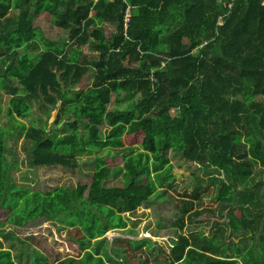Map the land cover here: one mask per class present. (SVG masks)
Here are the masks:
<instances>
[{
	"label": "trees",
	"instance_id": "obj_1",
	"mask_svg": "<svg viewBox=\"0 0 264 264\" xmlns=\"http://www.w3.org/2000/svg\"><path fill=\"white\" fill-rule=\"evenodd\" d=\"M51 5L68 38L30 55L36 15ZM83 47L94 60L82 57ZM0 89L10 95L9 119L59 104L53 123L63 122L60 128L39 116L25 130L33 146L28 166L73 170L83 156H93L94 166L88 186H18L0 133V208L11 213V226H77L89 241L124 229V215L172 179L171 152L226 186L221 205L239 213L237 226L230 219L234 229L260 243L264 262V193L254 181L256 169L264 172V0H0ZM70 112L73 120L64 121ZM139 133L141 150L111 173L100 153H120L122 136ZM119 173L122 185L108 187ZM149 175L154 180L145 182ZM186 202L184 213L192 206ZM176 238L171 264H242L197 236ZM0 264L18 263L0 247ZM34 264L49 262L39 256ZM56 264L106 263L86 252Z\"/></svg>",
	"mask_w": 264,
	"mask_h": 264
},
{
	"label": "rangeland",
	"instance_id": "obj_2",
	"mask_svg": "<svg viewBox=\"0 0 264 264\" xmlns=\"http://www.w3.org/2000/svg\"><path fill=\"white\" fill-rule=\"evenodd\" d=\"M55 11L56 6L54 8L53 5L43 6L38 11L34 22L36 46L35 49L28 50L30 55H38L45 42L60 44L61 39L68 38V33L58 28L54 22ZM15 13L11 10L9 15ZM19 54L22 55V51ZM82 57L90 61L95 59L96 54L83 47ZM82 82L84 87L88 86L86 78ZM9 99L10 95L0 89V133L6 144L7 163L16 185L41 192L60 187L73 188L78 184L88 186L94 169L91 161L93 156L79 158L78 166L73 170L28 166L27 157L33 146L24 140L23 134L29 126L36 124L39 116L48 120L49 129L60 128L63 122L58 126L53 123L59 112V104L55 109L34 105L26 119H9L6 115ZM115 107L112 102L109 110L112 111ZM178 111L179 109L171 110V114H174L172 118L177 117ZM73 118L74 113L70 112L63 120L72 121ZM83 131L81 127L79 132ZM142 137L141 133L123 135L120 153L116 150L100 153L111 173L123 167L125 156L141 150ZM167 155L171 160L172 179L158 187L135 212L124 215L126 228L108 231L103 237L89 241L77 226L71 228L52 222L35 221L23 228H15L8 223L11 213L0 208V247L9 249L11 257L18 264H34V259L39 256L45 257L49 264H56L59 259H77L86 252L97 253L106 264H171L170 255L176 237L181 235L192 240L197 236L207 244L218 247L222 257L236 259L242 264H249V261L254 264L256 260L259 264H264L261 257L257 258L262 249L260 243L254 244L250 235L235 230L230 221L232 218L237 226L239 213L221 205L226 186L205 176L197 165L186 163L171 152ZM213 163L210 166H217V162ZM120 174L107 181L106 185L120 187ZM153 180V175H149L145 182ZM254 181L259 183L255 189L264 193V172L259 173L256 169ZM186 201H190L192 206L184 213L183 208H188ZM196 212L198 214H194ZM252 244L255 247L254 253L249 252Z\"/></svg>",
	"mask_w": 264,
	"mask_h": 264
},
{
	"label": "built area",
	"instance_id": "obj_3",
	"mask_svg": "<svg viewBox=\"0 0 264 264\" xmlns=\"http://www.w3.org/2000/svg\"><path fill=\"white\" fill-rule=\"evenodd\" d=\"M129 21V12L127 11L126 15H125V19H124V24L126 25Z\"/></svg>",
	"mask_w": 264,
	"mask_h": 264
},
{
	"label": "crops",
	"instance_id": "obj_4",
	"mask_svg": "<svg viewBox=\"0 0 264 264\" xmlns=\"http://www.w3.org/2000/svg\"><path fill=\"white\" fill-rule=\"evenodd\" d=\"M170 116H174V114L172 115L171 112H170Z\"/></svg>",
	"mask_w": 264,
	"mask_h": 264
}]
</instances>
